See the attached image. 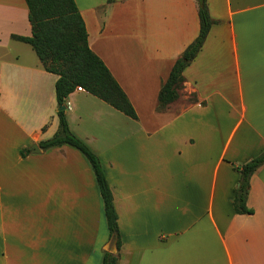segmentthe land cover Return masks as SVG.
Masks as SVG:
<instances>
[{
    "label": "crops",
    "instance_id": "crops-1",
    "mask_svg": "<svg viewBox=\"0 0 264 264\" xmlns=\"http://www.w3.org/2000/svg\"><path fill=\"white\" fill-rule=\"evenodd\" d=\"M204 1L214 24L179 98L158 110L198 35L197 1L74 0L137 116L85 91L65 99L113 196L118 264H264V165L249 179L252 213L233 207L236 167L264 152V0ZM30 35L26 0H0V264H101L116 249L91 167L71 146L39 147L58 129V77L12 39Z\"/></svg>",
    "mask_w": 264,
    "mask_h": 264
},
{
    "label": "trees",
    "instance_id": "trees-1",
    "mask_svg": "<svg viewBox=\"0 0 264 264\" xmlns=\"http://www.w3.org/2000/svg\"><path fill=\"white\" fill-rule=\"evenodd\" d=\"M114 0H107L108 3ZM28 21L31 27L29 37L12 36L13 40L28 44L43 69L56 75L55 99L57 106H64L65 99L76 87L103 101L126 117L136 120V113L126 95L109 73L102 61L90 50L85 24L74 0H26ZM199 32L181 56L173 64L167 80L158 94V110L179 98L184 78L183 70L199 53L205 38L214 24L210 19L207 6H198ZM58 129L52 138L41 141L42 150L71 146L78 150L88 162L101 197L103 215L109 239L115 244V253L104 252L101 264H118L121 237L117 225V213L113 196L107 183L99 158L69 130L65 111L57 112ZM19 154L24 157L28 150L22 149ZM264 165V152L255 159L236 167L240 175L239 185L235 189L233 207L236 214H251L246 207L249 179L252 174Z\"/></svg>",
    "mask_w": 264,
    "mask_h": 264
},
{
    "label": "water",
    "instance_id": "water-1",
    "mask_svg": "<svg viewBox=\"0 0 264 264\" xmlns=\"http://www.w3.org/2000/svg\"><path fill=\"white\" fill-rule=\"evenodd\" d=\"M196 1H197V3H198L199 6H201L203 4V0H196ZM64 110H65V106H59L57 108V111L58 112L59 111H64ZM33 148H34V152H39V149L36 146H34Z\"/></svg>",
    "mask_w": 264,
    "mask_h": 264
},
{
    "label": "built area",
    "instance_id": "built-area-1",
    "mask_svg": "<svg viewBox=\"0 0 264 264\" xmlns=\"http://www.w3.org/2000/svg\"><path fill=\"white\" fill-rule=\"evenodd\" d=\"M75 90L78 91V92H83L84 91L81 87H76Z\"/></svg>",
    "mask_w": 264,
    "mask_h": 264
},
{
    "label": "rangeland",
    "instance_id": "rangeland-1",
    "mask_svg": "<svg viewBox=\"0 0 264 264\" xmlns=\"http://www.w3.org/2000/svg\"><path fill=\"white\" fill-rule=\"evenodd\" d=\"M182 88H183V86H182ZM182 88H181V89H182ZM179 92H180V90H179Z\"/></svg>",
    "mask_w": 264,
    "mask_h": 264
}]
</instances>
